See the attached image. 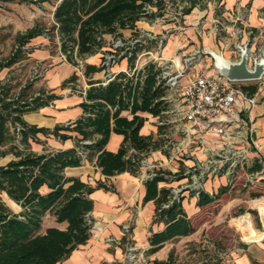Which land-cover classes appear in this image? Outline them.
<instances>
[{
    "label": "trees",
    "instance_id": "obj_1",
    "mask_svg": "<svg viewBox=\"0 0 264 264\" xmlns=\"http://www.w3.org/2000/svg\"><path fill=\"white\" fill-rule=\"evenodd\" d=\"M186 1L187 5H180L182 14L189 13L200 0ZM168 2L178 10L179 0H57L53 10V33L46 36L57 37L59 51L69 63L76 65L77 58L84 60L86 56L104 52L106 34L113 38L125 37L122 30L130 29L131 35L128 36H136V22L142 17L152 18L161 13ZM148 7L154 10L147 13ZM42 32L33 26L19 35L17 48L5 62L0 63V68L20 58V46ZM143 46L136 45L135 51ZM135 57L134 52L127 58L128 68H133ZM102 69L100 63H84L82 72L87 84L84 91L83 85L77 83L79 75L76 72L62 83V86L67 85L82 96L80 107L83 113L67 124H56L52 128L29 124L23 115L48 105L58 95L41 94L27 100L24 98L26 87L10 93V87L0 83V145L10 143L9 150L14 155L0 165V192L21 207L20 211L14 212L0 198V264H56L88 241L93 223L89 217L93 199L89 195L96 188L108 187L101 181L91 186L79 177L66 176L67 167L79 166L85 158L95 155V165L106 176L123 171L137 174L139 160L160 147V140L154 139L152 134L139 133L146 120L140 113L160 116L166 108L162 99L166 87L160 81L154 63H146L131 75L120 70L106 83L91 78L93 73ZM250 88L249 92H253L256 85ZM123 111H129L131 118L123 115ZM111 132L123 135L116 152L104 148ZM39 133L46 137L51 134L62 141L74 137L76 144L74 147L44 148L42 152H36L30 144L31 141H41ZM84 140L90 142L83 143ZM78 147L85 152V157L79 154ZM130 149L133 151L128 154ZM6 152L4 150L1 154ZM259 166L255 163L250 170ZM161 181L167 179L156 175L143 181V202L154 200L153 221L164 224L161 230L150 232L146 255L160 250L165 242L195 230L182 205L183 196L173 197L170 187L159 186ZM227 187L221 186L220 193ZM217 196L201 191L195 204L202 207ZM253 204L261 215L263 229L253 228L248 213L236 219L247 230L245 238L257 241L264 237V197L253 200ZM47 213L53 215L57 222L65 221L66 227L49 226L42 232V220ZM173 261V253L170 252L165 259L153 258L151 264H174ZM99 264L130 263L113 260Z\"/></svg>",
    "mask_w": 264,
    "mask_h": 264
},
{
    "label": "crops",
    "instance_id": "obj_2",
    "mask_svg": "<svg viewBox=\"0 0 264 264\" xmlns=\"http://www.w3.org/2000/svg\"><path fill=\"white\" fill-rule=\"evenodd\" d=\"M216 2H219V0H216ZM221 2L223 5L221 6V9L217 11L216 16L218 19H222L224 22L228 21V23H231L230 25H227L229 30L227 31V34H230V37H228L230 39L229 41H221V39H224L220 35L222 32L214 30L213 32L204 33L198 30V28L196 29L194 27L186 28L181 35L176 37L173 30L174 28H177L176 24L165 23L162 27L158 26V28H166V33L168 31L172 32L170 33L167 42L161 48V54L164 57H171L175 50L178 49H182V51L185 52L191 51L196 47H207L212 51L222 53L229 59L237 60L239 58V51L236 48L237 44L248 41L249 30L252 31L250 42L251 54L255 55L259 53L261 48L264 47V0H221ZM54 8L55 6L53 7V10ZM189 13L183 14V16L185 17L189 15ZM233 16L237 19L236 21L233 20ZM151 20L152 18H150L148 21ZM148 21H142V19L138 20L136 22L137 29L141 30L142 28H152L151 22L149 23ZM184 21L186 22V19H182V22ZM139 23H145L146 26L139 25ZM233 25L242 28L243 32L241 36L236 34L235 29L233 30ZM230 30H233V33H230ZM43 32L42 34L32 37L30 42H28L30 44L34 43L39 45V47H36L32 52V55L38 58L50 56L46 46L49 42L48 37L43 36ZM130 33V29L122 30V34L124 36L130 35ZM111 37L112 36L108 34L104 35L105 40H108V38ZM174 38H177L178 41H175ZM38 42L41 43L38 44ZM231 43H233V48L230 46ZM99 53L101 52L88 56L85 60V63L97 65L98 62L95 60ZM120 64V68L112 70L120 71L127 67V65H124L125 61ZM205 65L206 63L202 62L196 65L195 69L199 70ZM75 70L76 69L73 64L65 61L58 65H51V67L45 71L43 78L46 83V87H48L50 92L58 95V97L53 99L48 105L25 113L23 118L26 120V122L39 127L43 126L52 128L56 124H67L78 118L83 113L82 108L80 107V102L83 100L82 96L76 93H69V86H62V83L71 74L76 72ZM204 71L212 73L213 68L209 65L207 68L204 67ZM103 76V72L98 71L93 73L91 78L102 80ZM80 84L85 85L86 79L81 81ZM251 85H256V88L253 92H249V90H251ZM242 86L247 87L246 89L243 88L247 94L254 95L256 98L255 104H251L249 101L245 100L241 102V106L244 108L245 116L250 120L252 127L251 138L258 144L260 151L263 153L264 76L256 83L247 81L244 82ZM122 114L128 118H131L132 116L129 111H123ZM140 114L145 117L146 120L144 121L143 126L140 128L139 133L142 135H155L158 132V126L156 123H152V121H150L153 118V115L147 112H142ZM72 135L74 136V133H72ZM38 136L39 138L42 136L47 140L48 149L74 147L76 144L74 137L62 141L51 134L46 137L39 133ZM122 141V134L111 132L104 148L108 151L116 152L121 146ZM31 143L33 151H43L44 147L41 144L34 141H31ZM160 147L155 149L158 150V152L151 150L146 156L142 158H146L149 161H158L163 165L162 169L166 172H171L176 168H180V164L177 161L178 159L169 161V151H165L163 155L160 152ZM132 151L133 149H130L128 154ZM150 153L153 155H150ZM157 153L163 158L164 161H161L162 159L160 161L157 159ZM257 154V152H250V156H255ZM10 159L12 158L9 157L6 162H8ZM95 160L96 156L93 155L90 159L85 158L81 165L67 167L65 169L66 176L79 177L82 181L90 184L91 186H95L97 182L101 181L108 188H96L89 195L90 198L93 199V209L89 213V217L93 220V223L91 228V236L88 241L74 249L68 258L56 264H99L101 262H111L113 260L123 261V249L118 243H116L114 246H111V241H117V239L125 237L126 234L122 230V226L124 224L130 225V231L131 234L133 232L134 240L136 246H138V249L144 248L141 246L145 245H148L149 247V234L145 233V227H148L149 233L151 231L161 230L164 227L163 222L153 221L155 209L154 200L143 202L145 185L143 183L144 180H142L140 176V160L137 174L123 171L110 176H106L101 172L100 168L95 165ZM213 181L224 182V179H209L205 183V188H207L208 185L210 186ZM259 181H264V179L254 182ZM172 183L173 182L161 181L159 182V186L173 185ZM3 194L14 206L18 207L17 203L10 199L4 192ZM189 195L192 196L190 199H193V205H196L195 203L197 196L193 194ZM182 196V205L185 209V198L184 195ZM47 215H50L52 220L50 224L44 227L42 232L46 227L49 226L58 227L60 229H64L66 227L67 223L65 221L57 222L53 215L49 213H47ZM112 238L116 239L114 240ZM138 243L140 245H138ZM231 264H264V239L256 244L246 245L244 248H242L238 254L234 255Z\"/></svg>",
    "mask_w": 264,
    "mask_h": 264
},
{
    "label": "rangeland",
    "instance_id": "obj_3",
    "mask_svg": "<svg viewBox=\"0 0 264 264\" xmlns=\"http://www.w3.org/2000/svg\"><path fill=\"white\" fill-rule=\"evenodd\" d=\"M185 1L186 0H179L178 3L179 5L182 3L187 5L186 2L188 1ZM55 2L56 0L34 2L30 0H0V63L5 62L14 52L18 41L17 37L25 33L31 27L37 26L40 28L44 31L43 36L52 35L53 31L51 28L53 25V7L55 6ZM222 5L221 0H219V2H216V0H200L199 3L191 9L189 15L184 17L182 12L176 13V9L169 3L167 7L168 11L165 12L164 15L158 17L155 24L151 25L152 28H141L144 31H153L152 33L156 35L157 39L162 40V45L167 42L172 32L168 31L166 33V28H158V26L162 27L165 23L176 24L177 28L173 27L176 37L181 35L186 28L194 27L204 33L213 32L214 30L222 32L220 35L224 39H221V41H229L230 39L228 37H230V34H227V31H229L227 25L231 23H228V21L224 22L216 16L217 11L221 9ZM182 19H186V22H182ZM146 20L148 21L150 18H142V21ZM233 20L236 21L237 19L233 16ZM148 22L150 23L152 21ZM139 25L146 26L145 23H139ZM236 27L237 26L233 25V30ZM233 30H230V33H233ZM130 37L134 38L135 36H125L122 37V39L127 40ZM112 40L113 37L106 40L107 45L105 46L106 48H104L105 51H108ZM174 40L176 41L177 38H174ZM48 41L46 46L50 56L43 58L33 56V50L39 47V45L26 43V45L21 46L19 49L20 54H22L20 58L13 64L0 68V83L8 85L10 87V93H17L19 89L23 87H26L24 98L52 93L48 87H46L43 78L44 73L51 65H58L67 60L63 58L62 53L59 51L57 37H49ZM39 43L41 42H38V44ZM230 46L233 48V43H231ZM191 51L183 52L182 49L175 50L181 57L187 55ZM87 57L88 56L84 58L81 65H84ZM102 58L103 53H99L95 61L99 63ZM145 59H147V56H142L139 59H135V62L140 65ZM124 61V65H127L128 61L125 58L115 63L112 69L120 68V63ZM80 67L79 65V70ZM75 68L77 67L75 66ZM75 71L77 72V70ZM80 79L84 81L85 77H81ZM81 81H79V84ZM257 81H260V79L250 82L256 83ZM150 121L156 123L158 126V132L153 135V137L160 140V152L163 155L165 151H169L170 154H176L175 149L173 150V146L182 136L179 130L181 121L177 119L173 113H163L161 116H153ZM40 139L41 141L39 144L44 148H48L47 140L42 136H40ZM30 145L32 149V143ZM9 147L10 143L0 145V165L6 163L9 157L13 158L14 155L10 152ZM4 150L8 152L1 154ZM155 152H158V150H155ZM150 155L153 154L150 153ZM198 156L202 157L200 153H198ZM157 159L159 161L161 159V161H164L158 153ZM177 161L180 165L183 164L181 160ZM188 163L190 162L188 161ZM241 179L243 180V178ZM172 184L175 186L177 183L173 182ZM224 185L225 183L222 181H213L210 186L208 185L206 188L207 192L218 196L215 197L212 202L202 207L193 205V199H190L192 196L184 192L185 209L195 230L189 235L173 238L165 242L163 247L154 254L146 255L145 252L148 245L141 246L144 248L138 249L133 232L131 234V231L129 235H125V237H121L117 239V241H111V246H114L116 243L121 246L124 256L123 262L126 263L129 262L130 256L133 255L136 264H151L153 258L165 259L168 254L172 252L174 264H231L234 255L238 254L242 248L246 245L256 244L264 239L263 237L257 241L247 240L245 238L247 230L242 227L236 219L239 215L248 213L253 228L257 230L263 229L261 215L254 206L253 200L264 197V181L253 182L244 186L240 180L239 183L228 186L225 191L220 193V187ZM0 198L13 211H20L21 207L19 205L18 207L14 206L3 192H0ZM51 220L50 215H44L41 231L45 226L51 223ZM148 230V227H145L146 234H150ZM138 245L140 244L138 243ZM131 247L134 249L131 251V254H128Z\"/></svg>",
    "mask_w": 264,
    "mask_h": 264
},
{
    "label": "built area",
    "instance_id": "obj_4",
    "mask_svg": "<svg viewBox=\"0 0 264 264\" xmlns=\"http://www.w3.org/2000/svg\"><path fill=\"white\" fill-rule=\"evenodd\" d=\"M169 3L174 6L168 2L161 13L152 17L154 19L151 20L152 25L160 15H164L168 11ZM181 8L182 6L179 5L176 13H181ZM153 10L152 7L146 8L147 13H151ZM137 30L138 33L134 38L130 37L127 40H123L122 37L113 38L108 51L104 49L103 58L99 62L103 67L101 70L104 75L102 82H108L118 72L112 70L115 63L127 59L134 52L135 59L147 56V59L140 65L134 62L133 68L126 67L122 71L131 75L142 69L148 62L154 63L155 68L158 69V77L166 87V94L162 97L166 108L160 116L163 113H173L181 121L179 130L182 136L173 146L176 154H170L168 160L178 159L183 163L179 166L180 168L166 172L158 161L142 158L140 160L141 179L163 175L168 182H176L175 186H167L170 187L175 198L182 196L184 192L195 196L201 191L207 192L205 183L209 179H224L225 185L228 186H233L240 180L242 185L246 186L254 181L264 179V152L262 153L258 144L252 140L250 120L245 116L244 108L241 106V102L245 100L251 104L256 102L255 96L247 94L243 89L242 85L247 81H230L220 75L218 69L213 65L212 54L216 51L207 47H196L183 57L177 52L171 57H164L160 52L163 46L162 40L157 39L156 35L152 33L153 31ZM235 32L241 36L243 30L241 27H236ZM248 36V41L238 43L236 48L240 54V45L249 47V64L251 66L255 58L264 55V47L259 53L252 55L250 51L251 30L248 31ZM138 44L144 46L135 51ZM62 56L66 59L64 54ZM82 62V59L77 58V64L74 65L79 72H76L79 75L77 83L81 77L84 78ZM202 62L206 63L205 68L210 65L213 72H205L204 67L199 70L195 69L196 65ZM79 65L81 66L80 70ZM86 87L87 84L83 85V91ZM68 92L75 93L70 87ZM31 98H27V100H31ZM17 128H19V124H17ZM89 142V140L83 141V143ZM78 152L82 157H85V152L81 147H78ZM250 152L258 154L250 156ZM198 153L202 157H199ZM255 163L260 165L259 168L250 170ZM122 230L126 235H129L130 225L124 224ZM133 249L131 247L128 254H131ZM128 263L135 264L133 255L130 256Z\"/></svg>",
    "mask_w": 264,
    "mask_h": 264
},
{
    "label": "water",
    "instance_id": "obj_5",
    "mask_svg": "<svg viewBox=\"0 0 264 264\" xmlns=\"http://www.w3.org/2000/svg\"><path fill=\"white\" fill-rule=\"evenodd\" d=\"M239 50L240 54L237 60L226 58L220 52L212 54L213 65L218 69L219 74L236 82L261 79L264 75V55L255 58L250 66L249 47L240 45Z\"/></svg>",
    "mask_w": 264,
    "mask_h": 264
}]
</instances>
